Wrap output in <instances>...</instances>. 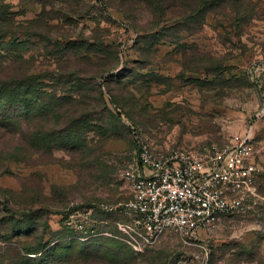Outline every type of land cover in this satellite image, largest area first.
<instances>
[{
	"label": "rangeland",
	"instance_id": "rangeland-1",
	"mask_svg": "<svg viewBox=\"0 0 264 264\" xmlns=\"http://www.w3.org/2000/svg\"><path fill=\"white\" fill-rule=\"evenodd\" d=\"M197 3L0 0L9 27H18L0 46L7 81L33 75L56 96L76 84L84 90L98 85L108 109L91 118L96 121L84 134L87 147L77 151L30 146L32 130L54 125L49 116L0 125V155L9 157L0 161V264L15 260L17 246L1 239L5 202L18 213L48 212L45 226L36 228L48 247L106 243L97 255L90 250L89 257L59 264H264V0H228L201 7L192 18ZM14 40L21 46L8 45ZM182 56H191L186 69ZM76 106H67V118ZM250 124L257 176L240 212L192 238L167 233L138 256L108 244L122 243L112 236L126 218L100 206L127 197L122 172L136 163L142 145L159 154L212 143L224 147Z\"/></svg>",
	"mask_w": 264,
	"mask_h": 264
},
{
	"label": "built area",
	"instance_id": "built-area-1",
	"mask_svg": "<svg viewBox=\"0 0 264 264\" xmlns=\"http://www.w3.org/2000/svg\"><path fill=\"white\" fill-rule=\"evenodd\" d=\"M254 71L258 77L260 68ZM254 139L250 124L224 147L212 143L195 151L159 154L142 145L136 163L122 172L127 197L111 207L100 206L126 218L117 223V234L112 237L141 254L167 233L192 238L222 216L240 212L244 196L254 193ZM74 218L71 214L68 221Z\"/></svg>",
	"mask_w": 264,
	"mask_h": 264
},
{
	"label": "trees",
	"instance_id": "trees-1",
	"mask_svg": "<svg viewBox=\"0 0 264 264\" xmlns=\"http://www.w3.org/2000/svg\"><path fill=\"white\" fill-rule=\"evenodd\" d=\"M227 1L228 0H199V3H197L196 7L192 10L195 14L191 17L194 18L201 13V7L222 5ZM10 24H12V22L9 15H7L6 11L1 10L0 46L6 45L3 42V37L6 33H17L18 27H9ZM154 35L157 36V34ZM8 45L17 48L21 46V43L14 40ZM182 57L183 60L181 63L183 64V68L186 69L187 66L184 60L191 56ZM20 58V56H11L12 62H18ZM5 64L6 56H0V125L3 127L9 125L18 127L21 119L35 121L38 117L49 116L55 122L53 126L46 128L43 126L41 131L32 130L30 134L29 144L33 149H50L54 147L69 152L86 148L87 145L85 144L87 139L84 134L89 131L90 126L96 121L91 118L100 115V108L108 112L105 104L106 94H103L102 89L100 88V90L98 85H95L91 86L92 88H90V90H84L83 85L76 84L75 86H70L69 90H59L62 92L60 96L54 94L48 95L43 84H36V81H33V75L14 77L12 80L7 81L4 77ZM93 79L94 77L90 80L93 82ZM109 100L117 109H120L118 107L120 105H118L110 95ZM69 105L78 106H76V111L67 118L68 114H66V112L67 106L69 107ZM72 108L69 107L70 110H72ZM59 118L60 120H58ZM6 158L9 157L3 154L0 155V161ZM4 208L8 214L7 219L4 221V225L7 227L3 230L6 236H2L1 239L7 242L16 241L17 245L16 248H12V252L15 254L16 258L11 264L64 263L70 261L71 257L74 256L85 258L84 256H88L91 251L92 255H97L99 252L97 251L98 247H100L101 244H106L101 240H93V247L97 248H91L87 243L77 244L68 241L61 244L55 243L48 247L43 243V236L36 232L37 227L45 226L43 217L44 215L46 216L48 212L44 209H37L18 213L12 210L7 202H5ZM17 214L18 216H16ZM2 222L3 221H0V223ZM108 244L112 246L113 249H119V252H123V248H125V250L129 252V255H142L134 253L132 249L123 242L121 245L111 240ZM149 249L147 248L145 251L147 252Z\"/></svg>",
	"mask_w": 264,
	"mask_h": 264
}]
</instances>
